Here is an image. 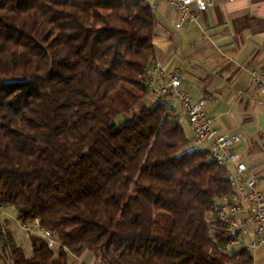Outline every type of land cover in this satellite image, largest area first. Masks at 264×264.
<instances>
[{
  "label": "trees",
  "instance_id": "1",
  "mask_svg": "<svg viewBox=\"0 0 264 264\" xmlns=\"http://www.w3.org/2000/svg\"><path fill=\"white\" fill-rule=\"evenodd\" d=\"M156 28L147 0H0V205L60 243L0 220V264H253L208 233L227 170L146 103Z\"/></svg>",
  "mask_w": 264,
  "mask_h": 264
},
{
  "label": "crops",
  "instance_id": "2",
  "mask_svg": "<svg viewBox=\"0 0 264 264\" xmlns=\"http://www.w3.org/2000/svg\"><path fill=\"white\" fill-rule=\"evenodd\" d=\"M154 12L157 58L184 73L187 93L206 102L205 111L218 130L242 136L235 151L247 165L246 176L257 179L264 192V96L251 82L253 71L264 70V0H215L197 24L180 30L174 29L179 17L167 3L159 2ZM183 126L191 138L189 125ZM15 237L31 248L28 235L18 232ZM96 263L92 253L70 259V264Z\"/></svg>",
  "mask_w": 264,
  "mask_h": 264
},
{
  "label": "built area",
  "instance_id": "3",
  "mask_svg": "<svg viewBox=\"0 0 264 264\" xmlns=\"http://www.w3.org/2000/svg\"><path fill=\"white\" fill-rule=\"evenodd\" d=\"M147 1L152 11L156 10L159 2H165L177 13L179 19L174 24L175 30L197 24L199 15L215 6V0ZM251 82L258 88L260 95L264 96V70L253 71ZM144 84L149 99L168 101V114L178 122L189 125L192 134L191 148L208 151L210 161L228 172L227 180L232 192L218 199L215 211L207 219L210 238H215V227H219L231 235V239L220 246L222 253L233 255L240 249H246L253 256V264H258L261 260V264H264V192L258 189L257 179L246 176L247 165L235 151L242 136L218 130L214 120L205 111L206 102L196 101L187 93L184 73L179 69L165 67L157 57L146 70ZM0 216H9L1 205ZM15 221L20 231L46 240L50 249L60 247L57 237L42 227L39 220L30 224H24L16 218ZM96 264L107 263L100 257Z\"/></svg>",
  "mask_w": 264,
  "mask_h": 264
},
{
  "label": "rangeland",
  "instance_id": "4",
  "mask_svg": "<svg viewBox=\"0 0 264 264\" xmlns=\"http://www.w3.org/2000/svg\"><path fill=\"white\" fill-rule=\"evenodd\" d=\"M185 125V124H184ZM185 130H186V128H185ZM5 211H6V213L9 215V216H4V217H1L0 218V220L1 221H3L4 219H8V221L10 222V224H11V228L13 229V231H14V233L16 234V233H18V232H22V231H20V229L18 228V225H17V223H16V221H15V214H14V212L12 211V210H6L5 209ZM23 233V232H22ZM26 235V234H25ZM22 246V245H21ZM23 248H24V250L26 251V253H27V255L28 256H31V248L29 247V244L28 243H26V244H24L23 246H22ZM257 263H258V261H257Z\"/></svg>",
  "mask_w": 264,
  "mask_h": 264
}]
</instances>
